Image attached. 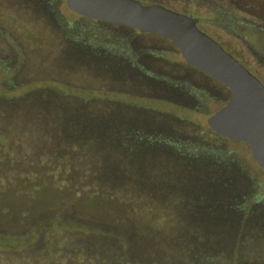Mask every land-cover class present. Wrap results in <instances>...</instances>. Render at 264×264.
I'll list each match as a JSON object with an SVG mask.
<instances>
[{"label": "rangeland", "instance_id": "374dc122", "mask_svg": "<svg viewBox=\"0 0 264 264\" xmlns=\"http://www.w3.org/2000/svg\"><path fill=\"white\" fill-rule=\"evenodd\" d=\"M259 1L228 0L223 5L218 2L221 4L219 10L213 5L214 14L206 23L220 27L224 33L202 25H198V29L264 84V31L253 26V23L259 24L256 21L264 14V0ZM159 3L169 10L184 14L177 0H160ZM48 15L51 16L50 13ZM52 19L56 20L52 23L58 29L56 32L61 33L60 29H63L74 38L86 41L80 44L88 45L86 52L94 54L103 51L110 56L121 55L119 58L123 62L139 65L143 62V51L151 49L163 51L164 58L172 66L185 65L179 53L167 51L161 45L137 40L136 34L130 35L120 29L99 26L96 20L81 19L68 11L65 0L57 5L56 18ZM225 26L229 27V31L223 29ZM56 32L42 16L39 17L20 0H0V97L11 98L9 102L16 104L5 105V108L3 106L0 109V224L3 225L0 227H17L20 231L36 228V232L28 233L30 242L26 246L17 248L9 245L7 250L14 249L16 253L9 260L0 258V264H141L143 261L151 262L149 258L153 257L152 249L156 246L169 253L167 264H264V220L251 216L243 226L244 215L235 214L231 211V204H224V198L215 196L220 190L212 189L214 184L210 179L201 181L199 170L185 181L184 188L194 192L185 198L166 190L170 181L176 182L170 180V176L166 178V172L180 174L183 171L177 170L176 165L166 164L168 160L161 153L154 157L148 153L136 155L135 161L132 157H124L122 162L118 160L122 163H119V167L113 163L105 168L108 174H112L107 180L111 181L110 185H114L115 190L97 191L89 185L99 187V183L91 179L90 173L85 177L81 171L99 164L107 152L100 153L85 144L76 146V140H67L65 135L63 122L74 116L76 106H80L83 113L94 121L104 115L103 112H113L116 104L154 109L209 130L207 118L226 102L222 90L191 80L193 83L188 82L181 89V94L186 92L188 98L163 93L161 96H168L163 99L147 89H125L123 86H112V83L107 87L110 90L105 86L99 87L107 82L106 78L95 76L92 66L69 59ZM150 69L154 77L168 76L161 69ZM181 76L187 77L183 72ZM25 93H28L25 102L43 97L50 105L44 112V120L36 123L32 117L35 114L27 117L23 115L27 108L18 106L24 101L16 97ZM38 116L42 117L41 114ZM79 129L82 136L88 135L85 134L84 126ZM24 138L31 142V154L38 156L32 163L34 169L28 166L32 156L27 154ZM84 139L81 137L80 141ZM223 153L230 154L240 165L242 173L254 181L252 199L257 195L264 196V172L257 167L249 148L245 144L228 141ZM47 156L56 158L52 164H47L55 174L73 172L66 177L60 176L61 180L54 175L50 183L43 175L46 168H41L45 166L44 159ZM24 176H30L32 181ZM67 179H71L68 186ZM32 185H39L41 190L31 199ZM136 195L139 199L135 200L133 197ZM92 196L97 198L89 203ZM167 199L176 200V204L170 206ZM106 205L112 209V215L105 211ZM221 206L227 209L220 212ZM8 207L11 211L14 209V217ZM23 209H30L27 215H33V220L17 223L16 227L14 224L9 225L8 221L21 222ZM248 209H251L250 205ZM174 212L178 215H173ZM236 215L240 217L232 218ZM50 218L51 222L45 229L38 227ZM112 218H118L119 222L112 225L113 229L104 231L112 232L114 236L123 222L128 220L126 229L118 233L134 239V244L138 245L137 252L126 251L121 245L122 251L115 253V247L111 255L106 249L115 246L117 237H102L89 246L78 235L83 233L82 230L60 225L56 221L80 223L85 228L99 230L112 224ZM92 236L101 235L93 233ZM243 237L245 243H240ZM0 250L4 251L5 247L0 246ZM151 259L159 262L160 255L154 254Z\"/></svg>", "mask_w": 264, "mask_h": 264}, {"label": "trees", "instance_id": "16d2710c", "mask_svg": "<svg viewBox=\"0 0 264 264\" xmlns=\"http://www.w3.org/2000/svg\"><path fill=\"white\" fill-rule=\"evenodd\" d=\"M20 1L24 6L31 8L33 12L37 14L39 17L42 16L43 19L46 21V23L50 24V26L55 30V32L58 30V29L56 30L55 25H53L56 20L52 18H56L57 5L60 3L61 0H20ZM142 1L144 2L142 3L144 5H153V4L161 5L159 3L160 0H142ZM177 1L181 4L184 14L190 15L193 18H196L200 21L198 22L197 27L198 25H202L203 27L214 28V29L210 28L212 31L215 30V32L217 31L223 32V30H221L220 27L216 28L210 26L206 22L208 18L212 15V13L214 14L213 11L215 10L213 5H215V9L218 11L219 6H221V4L222 5L226 4V1L228 2V0H223L224 2L215 0L213 3H210L209 2L210 0H177ZM218 2H220L221 4ZM46 5L49 8V12H47L46 10L47 9ZM236 12L238 13L240 11H236ZM49 13L51 16L48 15ZM81 19L84 20V18ZM95 23L99 26L120 29L130 35L136 34L137 40H146V41L148 40L150 43L154 45H159V46L161 45V47L163 46V48L167 49V51L179 53L176 47H174L169 41L162 39L158 36L152 34H146V33L145 34L137 33V31H134L127 27L114 26L100 21H95ZM60 30L61 33L56 32V34L57 37H59L60 41L62 42L63 44L62 48L68 54V58L75 59L78 62H82L86 65L92 66L93 67L92 72L95 76H99L100 78L103 79L106 78L107 82L103 85H100L99 87L105 86V88L108 89L107 87H110L108 84L112 83V86L115 85V87L123 86L122 88L135 89V90L147 89L148 91L159 94L160 96L161 94L165 93V94H173L176 97L182 98L183 97L181 96L182 85H186L188 82H191V80H193L202 85H207L208 87L216 86L217 88H220V90H222V92L226 96L225 98L226 102L230 97V94L226 88L222 87L216 81L207 77L203 73L186 65L184 66L181 65V67L180 66L175 67L170 65L164 58L163 51H156L151 49L148 51H143L142 54L143 62H141L139 65L138 64L134 65V64H130V62L129 63H127L126 61L123 62V60L119 58V56L121 55H119L118 57L112 55L110 56L108 54L103 53V51L94 54L86 52L88 45L84 44L83 46H81L86 41L82 42V39L78 40L74 38L71 34L68 33V31L64 32L63 29ZM87 43L90 45L89 42ZM151 67L153 69L154 68L161 69L164 73H166L170 77L168 76L154 77L150 69ZM71 69L73 68L71 67ZM180 72L185 73L187 77L181 76L182 77L181 78ZM27 94L28 93H25L20 97H16V99L20 98V100L24 101L21 102V104H18V106L21 105L27 108L24 109L26 112H24L23 115L27 117L29 116V114H33V115L35 114L32 117H33V121L36 123L42 121V119L44 120V116H45L44 112L46 111L47 108H50V105L43 97L31 98V100H27L25 102V99H27ZM166 97L168 96L165 95L161 96V98L163 99H166ZM10 99L9 98L3 99L0 97V109L1 107L3 108V106L5 108V105L8 106L16 105L15 103L9 102ZM30 101H34V102L31 103ZM114 107L115 108L113 112L109 113L106 111L102 113L107 116L101 115L96 120L92 121L83 113V110L80 108V106H76V108H74L75 110L74 116L65 119V122H63L67 140L68 138H72L73 139L72 141L76 140L75 143L76 146H82L85 144V146L94 147L100 153L107 152V154L101 157L99 164H97L92 168L88 167L85 170L82 171L80 170L82 173H84L83 175H85V177H87V174L90 173L91 179L99 183V187H94V184H91V186L89 185L91 189L97 191H101L102 189H104L105 191H109V192L115 190L114 185H110L111 181L107 180L109 179V176H112V174H108L105 171V168L111 166L113 163H115L119 167L120 166L119 163L123 161L124 157L125 158L132 157V160L135 161L136 158L134 159V157L136 155L143 156L146 153H148L150 154V157H154L155 155L157 156L161 153L163 157L168 160V162L165 161L166 164L169 163V165H176L177 170L181 169L183 171L180 172V174L179 172L178 174L177 173L172 174L170 173V171L166 172L165 169L163 170L164 172H166V176H165L166 178H169L170 176V180L176 181L175 184L170 181L169 185L166 186V190L168 189L173 194L175 193L176 195L178 194L179 196L181 197L184 196L185 198H187V195L192 196L194 192H191L188 188H184V184L186 183L185 181L189 179V177L194 175L196 171L199 170L200 172L198 177L201 178V181L204 178L207 180L210 179L213 181L212 184H214L212 186L213 187L212 189H214V191H218V189L220 190L218 191L219 192L218 194H214V195L220 198H224L226 200V203L224 204H231L232 206L230 208H233V210H231L232 212L234 211L236 212L235 214L240 213V215L241 214L244 215L242 216L243 226L244 223L246 222V219H248V217L251 216H256L258 219L264 220V196L257 195L254 199H252V193L255 192V183L252 179H250L249 177H247L245 174L242 173L240 169V165L236 163V161H234V159L230 156V154L225 155L223 153L224 146L228 142L226 139L219 137L218 135L214 134L208 129H203L199 126L192 125L186 120H182L180 118L166 114L161 111L159 112L157 110L149 109L145 107H135V106H127V105L121 106L117 104ZM39 108L40 110L43 109V111H40ZM62 108H64V106ZM39 114H41L42 117L38 116ZM82 126H84V130L86 131L85 134L88 133V135L91 134L93 136H88V135L82 136L80 134L81 129H79ZM203 135L205 136L208 135V137L204 138ZM81 137H83V139L85 138L84 141H80ZM24 141H25L24 144L26 145L25 149L27 150V154L32 156L31 159L32 162L28 164L30 169H32L33 168L32 163H35L34 159L35 160L38 159V156L31 154L32 150L29 147L31 142L28 139L26 140L25 138ZM28 155L24 154L25 157ZM30 158L31 157H29V160ZM55 159L56 158L54 156L45 157L44 159L45 166L41 167V168H46V170H43L45 171L43 175H45V178H48L50 183H52V179L54 175H57V178L61 180L60 176L66 177L71 172H73L70 171L64 175H61L59 172L55 174L53 171L50 170V167L48 166ZM118 160L121 162H119ZM114 176L116 177V174ZM24 177L27 180L32 181V179H29L30 176H24ZM67 180L69 181L66 183V186L69 185L71 179H67ZM180 180H182L183 182H180ZM99 181L102 183H100ZM106 181H108V183H103ZM201 181H197V182H201ZM216 184L218 185L215 186ZM32 186H31L32 193L29 195L31 199H32V195L35 196L36 194L39 193L37 191L41 190V187H39V185H32ZM185 189H188L189 191H185ZM124 191L127 192L126 190ZM93 197L94 196H92L89 203L91 201L93 202V200H96L97 197L95 198ZM123 197L124 198L126 197L125 193ZM133 198L136 200L139 199V196L136 195ZM181 200L183 199H180V201ZM67 202H71L69 203L70 205L73 204L72 201H67ZM167 203H169L170 206H173L176 204V200L167 199ZM249 205L251 206V209H248ZM225 206L224 208H222V206L219 207L220 208L219 211L220 212H223V210L225 211V209H227V207L225 208ZM4 208H7V205H4ZM8 209L10 210V212L14 217L16 215L13 214L14 209H12L13 211H11L9 207ZM30 209L32 210V205H30ZM104 209L105 211L109 212V215H112L111 214L112 209H110L109 205L104 206ZM29 211L27 209L21 210V213H23L21 214L22 215L21 222L8 221V224L9 225L14 224L13 226L16 227L17 223L23 224L25 221H27L28 223L31 222L34 217L33 215H27ZM251 212H254L255 214ZM173 215H178V213L174 212ZM240 215H236L235 217L232 218H236L237 216L240 217ZM118 216L120 217L121 215ZM118 218L117 219L112 218V220H114L112 224H108L107 227L99 230H95L93 228H88V227L85 228V225L80 223L72 222L67 224L60 220H56V221H58L60 225H68V227L82 230L83 233L80 234L76 233V234L80 235V237H83L84 240L87 241V244L89 246H91L90 244L96 242L97 240H100L102 237H105L104 239L111 236L117 237L115 246H111L110 248L106 249L107 253L109 251L110 254L114 253V248L116 247L115 253L119 254L122 251L121 245L125 247L126 251H129L131 253L137 252L138 245L136 246V244H134L135 240L128 238V236L125 234L123 235L121 233H118L119 230L121 231L124 228L126 229L128 220L123 222L124 223L123 225L120 224L121 227L117 229L118 232L114 233L115 234L114 236L112 235V232L104 231V229H109V230L113 229L112 225H115L119 222ZM50 222H51V218L44 220L41 224L38 225V227L45 229L48 223ZM0 226L3 225L0 224ZM252 228H257V227L252 226ZM35 230L36 228L32 229V227L23 229V231H20L19 229H17V227L12 229L11 228L8 229V227L6 229L0 227V246L5 247L4 251L0 250V258L9 260L16 253V251L14 249L7 250V247L9 245L10 246L15 245L17 248L19 247L22 248L23 246H26L30 242L29 240L30 237H28V233L31 231L36 232ZM62 233H66V232L62 231ZM93 233L100 234L101 236L93 237L92 236ZM245 236L246 235H244V237ZM244 237L242 238L240 243L241 242L245 243ZM99 243L101 244V241ZM92 248L97 249L98 247L95 248L92 247ZM152 250H153L152 252L153 257L151 258H154V254H159L160 261L157 262L156 259L149 258L151 262L148 261L145 263L143 261L141 264H167L169 253L164 251L162 247H158V246L154 247ZM89 251L91 252L92 250L90 249ZM94 251L95 250H93V252Z\"/></svg>", "mask_w": 264, "mask_h": 264}, {"label": "water", "instance_id": "95a60500", "mask_svg": "<svg viewBox=\"0 0 264 264\" xmlns=\"http://www.w3.org/2000/svg\"><path fill=\"white\" fill-rule=\"evenodd\" d=\"M65 6L80 18L127 27L169 41L186 66L226 88L230 97L207 118V127L221 138L245 144L264 172V84L200 31L198 19L137 0H65Z\"/></svg>", "mask_w": 264, "mask_h": 264}, {"label": "flooded vegetation", "instance_id": "af4514ba", "mask_svg": "<svg viewBox=\"0 0 264 264\" xmlns=\"http://www.w3.org/2000/svg\"><path fill=\"white\" fill-rule=\"evenodd\" d=\"M258 2H260V1L258 0ZM263 11H264V10H263ZM199 22H200V21H199ZM239 22H240V21H239ZM256 22H258L259 24H257V23H253V26H254L255 28L261 29V31H264V26L262 25V24H264V14L261 15V17L258 18ZM240 23H241V22H240ZM223 29H224L225 31H229V27H227V26L223 27ZM185 93H186V92H184V93L182 94V95H183V99L189 97V95H185ZM182 95H181V96H182ZM224 97L226 98L225 94H224Z\"/></svg>", "mask_w": 264, "mask_h": 264}]
</instances>
